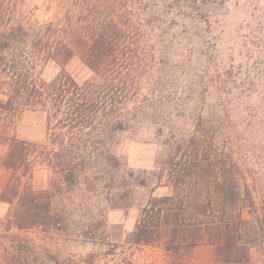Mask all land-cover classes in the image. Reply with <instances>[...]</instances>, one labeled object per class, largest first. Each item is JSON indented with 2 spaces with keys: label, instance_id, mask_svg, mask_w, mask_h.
I'll return each mask as SVG.
<instances>
[{
  "label": "trees",
  "instance_id": "trees-1",
  "mask_svg": "<svg viewBox=\"0 0 264 264\" xmlns=\"http://www.w3.org/2000/svg\"><path fill=\"white\" fill-rule=\"evenodd\" d=\"M46 1L41 19L28 0H0V167L10 171L0 264H45L19 232L93 240L107 212L138 195L139 219L108 264H135L144 246L181 256L201 241L213 264H252L255 245L264 264V15H243L234 36L203 14L226 0ZM43 58L60 66L48 82L36 76ZM31 107L47 113L44 144L6 131ZM127 140L157 146L153 168L127 167ZM38 167L59 182L33 188Z\"/></svg>",
  "mask_w": 264,
  "mask_h": 264
},
{
  "label": "rangeland",
  "instance_id": "rangeland-1",
  "mask_svg": "<svg viewBox=\"0 0 264 264\" xmlns=\"http://www.w3.org/2000/svg\"><path fill=\"white\" fill-rule=\"evenodd\" d=\"M28 3L31 7H35V15L41 19L48 18V2L46 0H28ZM203 14L215 15L213 20L217 18L218 23L224 24V29L232 32V35L235 36L237 26L243 15H264V0H226L223 4H213L206 7ZM66 69L78 80H82L86 75V69L78 60H71ZM59 70V65L43 58L37 67L36 76L39 81L48 82ZM47 129V113L38 107H31L16 115L6 131L18 138L44 144L46 143ZM121 153L125 158L127 167L133 170H148L153 168L155 164L158 148L151 142L127 140L121 146ZM58 182V176L48 168L38 167L33 171L31 183L35 189L46 188L49 184L55 185ZM164 191L165 189L157 190V192ZM142 197L136 196L126 208L109 210L106 214V220L97 230L93 240L69 237L57 232H44L35 228L23 230L18 234L34 249L45 264L50 263L52 256L78 258L86 257L89 254L92 255L81 264H108L107 252L112 243L121 242L125 234L136 225L139 219L138 206ZM243 217H247V214H243ZM6 240V234L0 231V244L7 243ZM202 244H206V242L201 241L199 245ZM211 249L213 254L211 264H213L219 261L220 257L215 255L212 247ZM255 249L252 264H262L263 255L260 253L259 246L255 245ZM192 250L190 252L184 251L180 256L171 255L159 245L144 246L135 251L132 258L135 264H172L174 262L186 264L183 260L186 255L192 257ZM129 253L128 249L121 256L127 258ZM2 254L3 251L0 247V263L3 259Z\"/></svg>",
  "mask_w": 264,
  "mask_h": 264
},
{
  "label": "crops",
  "instance_id": "crops-1",
  "mask_svg": "<svg viewBox=\"0 0 264 264\" xmlns=\"http://www.w3.org/2000/svg\"><path fill=\"white\" fill-rule=\"evenodd\" d=\"M9 176H10V171L4 167H0V192L7 183ZM8 208H9L8 204L0 200V225L3 222L4 216L6 215ZM190 259L192 262L198 264H211L213 261V254L211 247L206 244L196 246L192 250V257H190Z\"/></svg>",
  "mask_w": 264,
  "mask_h": 264
}]
</instances>
